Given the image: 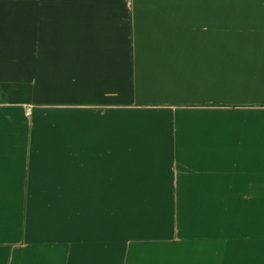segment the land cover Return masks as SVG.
Masks as SVG:
<instances>
[{
  "label": "crops",
  "instance_id": "0c3cea01",
  "mask_svg": "<svg viewBox=\"0 0 264 264\" xmlns=\"http://www.w3.org/2000/svg\"><path fill=\"white\" fill-rule=\"evenodd\" d=\"M0 264H264V0H0Z\"/></svg>",
  "mask_w": 264,
  "mask_h": 264
}]
</instances>
